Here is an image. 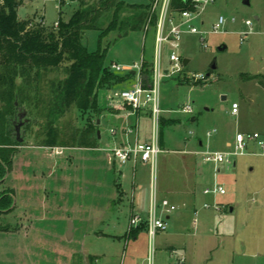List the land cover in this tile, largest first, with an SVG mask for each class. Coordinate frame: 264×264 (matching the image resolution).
Returning <instances> with one entry per match:
<instances>
[{
    "label": "rangeland",
    "instance_id": "rangeland-1",
    "mask_svg": "<svg viewBox=\"0 0 264 264\" xmlns=\"http://www.w3.org/2000/svg\"><path fill=\"white\" fill-rule=\"evenodd\" d=\"M80 1L86 6L99 5V0H21L17 16L20 20L30 19L51 28L60 14L63 20L68 19ZM122 2L124 5H146L152 4L153 0ZM113 10L114 5L103 13L96 29L84 32L82 42L87 50L105 49L106 65L133 66L142 60L151 64L155 51L154 26L146 31L129 32L121 38L116 32H110L98 42L100 31L110 20ZM128 11L124 7L122 16ZM219 16L225 19L222 31L207 36L206 48L201 47L197 37L183 36L180 53L182 59H189L190 62L180 71H168L169 49L163 45L160 117L171 123L167 122L159 128L163 150L158 154L152 172L148 165L138 163L143 167L137 169L134 180L131 175L133 170H128L131 166L122 168L126 195L122 198L117 194L121 201H105L114 200L115 192L95 194L93 186L85 182L90 176L78 179L82 181L76 194L74 186L69 184L70 180L75 182L77 178L74 176L70 179L67 173L75 169V154L79 147H72L66 137L73 131L83 130L87 123L96 125L100 113L80 114L75 108H69L59 116H51L48 121L33 108H26L25 116L30 123L24 131V141L17 143L8 134V123L4 121L6 116L16 114L19 107L14 110L0 103V143H11L8 150L14 151V155L18 152L24 153V156L31 154V168H59L63 182L54 203L58 209L50 210L56 213L58 219H52L47 224L45 221L33 224L41 212L39 202L42 199L38 197L35 186L32 208L27 211V196H24L22 185L17 180L22 170L26 169V159L18 157L16 180L9 179L0 186V192L11 189L13 194L14 190L17 193L14 208L0 215V264H142L148 242L147 223L143 218L147 219L153 190L158 205L166 200L175 207L166 220V231L158 232L155 236V264H264L263 150L252 143L243 155L229 156L231 164L205 161L207 155L232 152L237 132L258 133L264 143V0H215L201 15L204 22L202 28L209 31ZM246 21H250V27L245 25ZM244 33L248 35L240 43ZM221 46L225 49L220 50ZM213 62L216 69L210 68ZM63 77V68L48 72L40 85L48 86L50 80ZM130 79L129 86H122L129 83L127 78L110 91L100 90V105L112 92L137 86L138 74ZM48 89L43 87V93ZM233 102L240 106L237 116L231 115ZM109 103L120 104L131 111L130 106L120 101L109 99ZM186 104L192 106L191 114L182 111ZM101 114L105 116L100 125L102 140L110 139L109 130H115L116 136L120 135V125L110 119L108 111L103 109ZM146 114H140L138 119L136 116L127 119L133 128L138 122L137 137L140 143L152 139L153 120ZM49 123L53 124L54 130L66 134L62 142L65 145L52 147L44 144L42 138ZM38 152L46 160L45 163L41 162L39 157L42 165L38 164L37 159L33 160V154ZM78 152L79 159L84 160L86 150L81 148ZM54 160H57L56 163ZM78 164L86 167L84 163ZM199 168L204 170L201 176L197 175ZM87 172L91 174L89 170ZM132 182L141 183L142 190L132 186ZM218 187L224 191L223 194L213 193ZM205 190L210 192L205 193ZM132 191L134 209L142 219L136 227L130 224L135 215L127 220L125 213L130 206ZM89 203H99L94 212L100 214L104 211L106 216L95 221L91 215L92 208L87 207ZM176 213H180V216L177 217ZM161 216L165 217L158 209L157 217ZM31 218L33 220L29 222ZM68 221L72 222L70 238H66ZM135 230L138 235L136 241L132 240ZM166 246L174 247L171 257L166 252Z\"/></svg>",
    "mask_w": 264,
    "mask_h": 264
},
{
    "label": "trees",
    "instance_id": "trees-1",
    "mask_svg": "<svg viewBox=\"0 0 264 264\" xmlns=\"http://www.w3.org/2000/svg\"><path fill=\"white\" fill-rule=\"evenodd\" d=\"M20 2L0 0V103L14 110L17 106L33 108L47 119L69 108H75L80 114L99 113V91L121 85L132 76L130 72H112L105 64L106 50L99 47L89 52L82 42L84 32L96 29L100 17L110 6L114 5V10L100 31L98 42L110 32H116L121 38L132 31H144L146 25L153 27L156 21L150 3L124 5L122 0H99L97 7L83 5L80 1L68 19L63 20L60 14L58 21L48 28L44 23L20 20L17 16ZM124 7L129 11L122 16ZM172 9L182 11L189 6L183 0H172ZM60 68H63V78L50 80L48 86L40 85L44 75ZM150 74V64L142 61L143 87L149 84ZM43 87L49 88L47 92L43 93ZM163 126L160 121V127ZM96 130L95 124L87 123L83 130L73 131L66 137L49 123L42 139L45 145L52 147L65 145L62 142L66 137L72 147L96 148ZM10 145L7 141L0 143V186L12 168L14 151L8 150ZM13 195L11 189L0 192V215L11 211ZM136 234L137 230L132 236Z\"/></svg>",
    "mask_w": 264,
    "mask_h": 264
},
{
    "label": "built area",
    "instance_id": "built-area-1",
    "mask_svg": "<svg viewBox=\"0 0 264 264\" xmlns=\"http://www.w3.org/2000/svg\"><path fill=\"white\" fill-rule=\"evenodd\" d=\"M184 4L189 6V9L182 11H175L172 9V0H153L151 4V11L155 14V51L154 58L150 64V82L147 87H143L140 80V72L142 69V61L140 64H134L133 66H121L116 63L109 64V69L115 73H129L135 72L138 74V84L132 89L123 91H114L110 94L109 99L114 101H120L123 104H127L131 108L132 113L145 112L150 115L153 120V134L152 139L148 142L139 143L134 141L132 143L126 142L123 145L114 147L108 150L110 160L118 166L125 165L131 162L133 165L138 163L141 165H148L150 171H153L155 167L156 159L160 153L159 148V127L161 121V110L159 104V87L162 80V68H161V54L162 47L166 45L169 49L168 62L169 70L172 72L180 71L183 66L181 50V41L183 36H195L199 39V43L202 48L207 47V36L212 34H218L222 31L225 23V19L219 16L217 21L211 26L209 31L202 28L203 21L201 15L204 9L215 2V0H183ZM246 26H251L250 21L245 22ZM150 28L145 26V31ZM248 33H244L240 38V43L246 39ZM238 105L233 103L231 105V114L237 113ZM182 111L187 114L193 112V108L190 104H186L182 107ZM134 130L127 129L126 134L133 133ZM111 136H115V130H109ZM210 135V134H209ZM249 143H254L263 150L264 143L258 133L241 134L238 133L235 136L233 151L227 154H213L207 155L205 161L213 162L215 164H231L228 159L229 156H241L244 154ZM230 147V146H229ZM209 190H205V193H209ZM213 193L223 194L224 191L218 187L213 190ZM164 214H170L175 211V207L169 205L166 200H162L160 205L156 203L155 191L151 192V204L147 213V253L145 260L142 264H155V245L154 239L158 232H164L167 228V222L162 217H157V211ZM142 219L139 216H133L130 220V224L136 227ZM182 262V260H179Z\"/></svg>",
    "mask_w": 264,
    "mask_h": 264
},
{
    "label": "crops",
    "instance_id": "crops-1",
    "mask_svg": "<svg viewBox=\"0 0 264 264\" xmlns=\"http://www.w3.org/2000/svg\"><path fill=\"white\" fill-rule=\"evenodd\" d=\"M203 25H204V22H203ZM186 60H188V63L190 62L189 59H186ZM130 73L132 76H134L136 74L135 72H130ZM129 84L131 85V79H129L128 84H126V85L124 84L122 86H129ZM110 90H112V89H109V91ZM97 103H98V108L100 110L99 111V113H100L99 119L96 121V127H98L96 130L97 147L96 148H83L86 150V153H85L86 157L84 158V160L81 158L79 159V157H78L79 152L78 151H80L81 148L80 149L77 148L76 149L77 152L75 154L77 157V158H75V163H76L75 169L68 171L67 174L70 175V179L72 177L73 178L77 177V178H75V182L72 180H70V182H69L70 186H74L75 194L77 193L76 189L80 186V182L82 181V180H78V179L84 178L85 176H90L88 179H85V182L87 185L89 184L90 186H93V190H94L93 192H95V194H100V193L103 194L105 192H106V194H109V192H110V194L111 193L113 194L115 192L116 198H114V200H112V201L110 199L105 200L107 202L109 201V202L115 203V201H117V200L121 201V199L126 195V191L123 188L124 184H123L122 180L124 179V174L122 173V168L125 166H128V165L131 166L130 168H128V170L129 171H130V169L133 170L131 173L132 179L136 180L137 169L140 167H143V166L133 165L131 162H129L125 165H122V166H118L117 164H115L114 162H112L110 160L108 150H110L114 147L123 145L126 142H130V143H132L134 141L139 142L140 140L137 137V124H138V122H136V125L133 128V126L130 125V122L127 123V119L130 116H136V118L138 119L140 114L143 115L146 113L145 112L132 113L127 108L122 107L120 104H113V103L111 104V103H109V96L104 99L102 105H100L98 99H97ZM233 103H235V102H233ZM113 105H115L116 107L114 108ZM239 108H240V106L238 105L237 113L235 115H233V114H231V115L237 116L239 113ZM103 109L108 111V114H109L108 116L110 117V119H114L115 122L120 125V128H121L120 135L111 136L109 134V131H108L110 139L102 140V136H101L102 130L100 129V125H101V119L105 118V116L104 115L102 116V114H101ZM161 121L164 123V125L167 124V122L171 123V121H165V120H163V118H161ZM192 121H194V119H192ZM127 129H132L134 131H133V133L126 134L125 132ZM98 133H99V135H98ZM238 133H241V132H237L236 134H238ZM241 134H243V133H241ZM131 136L133 138H131ZM144 142H148V141L144 140L143 143ZM250 144H252V143H249L247 148L250 146ZM226 145L228 147L230 146L229 143H226ZM159 148H160V151L163 150V142H162L161 138H159ZM24 155H25L24 153L18 152L13 156V158H12V169L10 170L9 174L7 175L6 182H8L9 179H12L14 181L17 178V176L15 174L16 173L15 165H16V162L20 159L18 157H22L23 160L26 159L24 161V163H25L24 165H26V167H25L26 169L22 170V175H19L17 180H18V183H20L22 185L24 196L25 195L27 196V199H25L27 202V208H28L27 211H30V209L32 208L31 202H32L33 194L35 192V186L37 187L38 192H39L38 197L39 198L41 197V199H42V202H39V209L41 211L39 214V217H38L39 219L37 218L36 220H34L33 224L35 222L37 224H42L44 221H45L44 223L47 224L50 221H52V219L55 221L58 219V218L56 219V213L51 212L50 210L53 209L55 211L58 209L54 203H56V199H57L59 193L61 192V186L63 184L62 179H61L62 178L61 177L62 172L59 168H56V167L52 168V170H51V168L49 169V168H46L44 166H42L43 168L41 167V169H38L35 167L31 168L30 167V161L31 160L29 159V156L31 154H28L26 156H24ZM33 157H34L33 160L37 159V162L39 165L43 164L41 162L45 163V161H46L45 158H42L43 155L40 154V152L33 154ZM39 157H41V159H40L41 162H40V160H38ZM50 158H53V156H50ZM56 161L54 163H56ZM79 162L84 163V165L86 164L85 165L86 167H82V165H79L78 164ZM46 163L48 164V162H46ZM234 165L235 164L233 163V166ZM114 169L116 170V173L114 172L115 171ZM88 170L91 173L90 175H88V172H87ZM85 173H86V175H85ZM203 173H204V170L202 168H199L197 175L201 176ZM128 175H129V173H128ZM113 181H115V182H113ZM82 184H83V182H82ZM105 185H106V189H105ZM114 185H117L116 186L117 192L115 191ZM133 185L140 191L143 188L141 183H133L132 182V186ZM85 191L87 192L86 188H85ZM117 194L122 195V198L121 199H119V197L117 198ZM49 195H51V196L49 197ZM16 196H17V193H16V190H14V196H13V199H15L14 202L16 201V198H17ZM133 202H134V197H133V191H132L131 192L130 206L128 207L129 209L127 210V212L125 211V213H127V215H126L127 220H130V217L132 215H136V216H139L141 218V214L137 210L134 209ZM97 205H99V203H89V205L87 206V207L92 208L93 212L91 213V215H92V217H94L95 221L102 219V217L106 216V214H107V213H104V211L101 212L100 214H98L97 212H94L95 209L97 208ZM25 206H26V204H25ZM230 211H232V209ZM161 215H165V217H164L165 220L169 219V214H163L161 212ZM51 216H52V218H51ZM176 216L179 217L180 213H176ZM161 217L163 218V216H161ZM32 220H33V218H31V220H29V222ZM143 220L146 221L144 218H143ZM66 225H67L66 236L68 233L71 236L72 222L68 221ZM68 225L71 226L70 229H68ZM126 231H127V228L124 231L123 235H125ZM144 232H146V231H144ZM70 236H69V238H70ZM137 236H138L137 234L135 236H132V240L136 241ZM165 248H166V252L167 253L169 252V255L171 257V254L174 252V247L173 246H166ZM173 259H174V257H173ZM182 263H184V262H182ZM171 264H173V263H171Z\"/></svg>",
    "mask_w": 264,
    "mask_h": 264
},
{
    "label": "flooded vegetation",
    "instance_id": "flooded-vegetation-1",
    "mask_svg": "<svg viewBox=\"0 0 264 264\" xmlns=\"http://www.w3.org/2000/svg\"><path fill=\"white\" fill-rule=\"evenodd\" d=\"M24 114H25V109L19 107L16 111V114L7 116V123H8L9 131H10V136L17 143H22L24 141V135H25L24 131L26 129V126L30 123L29 121L26 122V120H28L27 116L21 117ZM16 128H19L18 133H16V131H15ZM18 139H21V141H18ZM9 172L10 171L7 172V174L4 178V183L6 182L7 175L9 174ZM13 202H14V199H13ZM13 202H12V204H13ZM12 209H13V207L11 208V210Z\"/></svg>",
    "mask_w": 264,
    "mask_h": 264
},
{
    "label": "water",
    "instance_id": "water-1",
    "mask_svg": "<svg viewBox=\"0 0 264 264\" xmlns=\"http://www.w3.org/2000/svg\"><path fill=\"white\" fill-rule=\"evenodd\" d=\"M245 3L247 4V1H245ZM219 49H220V50H224L225 47H224V46H221ZM187 63H188V60L184 59V61H183V66H186ZM210 68H211V69H216V64H215V62H213V63L211 64ZM222 99H224V97H222ZM24 116H25V114H24L23 116H21V117H24ZM27 121H28V120H26V122H27ZM97 123H98V122H97ZM15 131H16V133H18L19 128H16ZM98 135H99V133H98ZM18 141H21V139H18ZM13 206H14V202H13L11 208H12ZM70 227H71V226L68 225V229H70ZM69 236H70V234L68 233L66 237L69 238Z\"/></svg>",
    "mask_w": 264,
    "mask_h": 264
}]
</instances>
